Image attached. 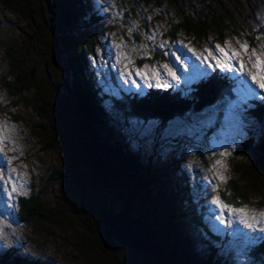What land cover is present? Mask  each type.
Here are the masks:
<instances>
[{"label":"rangeland","instance_id":"374dc122","mask_svg":"<svg viewBox=\"0 0 264 264\" xmlns=\"http://www.w3.org/2000/svg\"><path fill=\"white\" fill-rule=\"evenodd\" d=\"M21 1L30 9L35 31L32 22L6 7L8 0H0V78L10 71L7 49H14L19 58L18 54L25 52L34 54L38 44L45 54L52 55L49 27L58 26L64 17L60 0H51L49 7L44 0ZM138 1L88 0V14L91 18L101 17L108 28L100 44L93 48L92 57L88 56L89 67L99 73L98 84L106 91L114 89L113 92L119 89L144 95L150 88H171L195 97L197 84L219 73L229 76L234 100L217 101L199 113L188 112L163 125L114 113L115 132L124 144L152 159L149 168L160 176V185L168 187L175 182V187L184 188L188 184L185 172L190 175L194 182L191 188L204 201L210 215L205 227L209 234L219 236L216 246L221 259L230 264H264V253L254 252V246L264 242V170L257 164L258 158H264V120L251 117L244 109L262 104L261 71L253 64L256 57L264 60V0H171V5L160 9ZM208 7L226 16L221 32L212 22ZM200 12L207 13L212 22L206 35L173 28L184 17H203ZM78 27L84 33L92 31L87 21ZM216 45L224 52L218 51ZM241 45H247V51ZM225 53L231 56L230 60ZM249 55L253 60H249ZM31 60L37 65L36 55ZM221 61L228 67H220ZM164 65L173 70L177 79L168 74ZM260 68L264 69V65ZM200 72L204 74L199 75ZM253 74L257 75L255 82ZM59 76L58 69L48 78L47 94L52 100L58 90L51 87L61 82ZM249 89L255 95H250ZM65 100L61 110L64 127H69L70 145L64 149L60 144L45 148L38 125H44L50 136L51 125L37 116L20 95L12 97L0 85V264H13L17 257L39 260L41 264H100L102 257L109 261L108 252L95 244V235L101 234V229L84 227L81 220L85 214L80 217L82 212L73 208L77 201L69 202L74 189L64 176L68 174L63 165L64 154L72 152L74 159L82 158L79 169L90 172L95 163L86 159L93 155L88 150L95 149L97 154L98 150L89 130L78 121L71 97L65 95ZM219 114L222 117L215 125ZM73 133L82 145L86 144L85 150L80 149L75 136L71 137ZM249 142L253 147L242 153ZM172 157L185 161L178 164ZM229 179L239 182L251 196L249 205H229L232 209H245L244 215L224 209L221 217L219 205L213 203L217 190L224 188ZM13 187L16 191L9 196ZM34 192L53 209L54 218L20 224L13 216V199ZM73 209L77 215H73ZM245 218L252 228L243 222ZM4 254L11 255L6 263L2 260Z\"/></svg>","mask_w":264,"mask_h":264},{"label":"trees","instance_id":"16d2710c","mask_svg":"<svg viewBox=\"0 0 264 264\" xmlns=\"http://www.w3.org/2000/svg\"><path fill=\"white\" fill-rule=\"evenodd\" d=\"M139 1L143 6L154 4L158 9L166 4L171 5V0ZM44 2L46 6H51V0ZM6 3L8 9L19 12L27 22H32V30L35 31L36 25L27 5H22L21 0H8ZM60 7L63 20H59L58 26L49 27L53 54H45L38 44L34 54L25 52L18 54L19 58L14 49H7L10 71L1 76L0 85L12 97L20 95L37 116L51 125V136L44 125H38V135L44 141L45 148L60 144L64 149L70 145V141H67L69 127H64L65 116L61 108L66 102L65 95L71 97L78 121L89 130L98 150V154L95 149L88 150L93 155L86 159L95 163L90 172L79 169L82 158L74 159L71 157L74 153L69 151L72 155L63 156V165L68 172L64 176L74 189L69 202L77 201L73 202V208L82 212L78 213L80 217L85 214L81 220L86 225L83 226L89 230L95 227L101 229L102 233L95 235V240L98 238L95 244L108 252L110 264H230L227 259H221L222 254L217 252L219 236L209 234L205 227L210 215L204 201L199 200L193 192L191 187L194 182H191L190 175L185 172L188 184L184 188L180 185L175 187V182L168 187L160 185V176L149 168L152 159L124 144L115 132L112 121L113 114L119 113L126 118L158 121L163 125L188 112L199 113L217 101L234 100L229 76L214 73L207 80L205 78V82L197 84L195 97L185 96L171 88H150L144 95L119 89L106 91L96 81L99 73L90 68L88 62V56L92 57L93 48L100 44L108 30L106 23L100 21L101 17L92 15L91 18L88 0H60ZM208 11H211L210 18L221 32L224 27L222 20L226 16L210 7ZM200 13L203 17L194 20L184 17L173 28L197 36L206 35L212 29V22L207 19V13ZM83 21H87V26H92V31H79L81 27L78 26ZM36 38L39 40L40 36ZM32 55H36L37 65L32 62ZM58 69L61 82L51 87V90H58L52 100L47 94L48 78L51 72ZM244 109L251 117L264 120V91L262 104H252ZM221 117L219 114L215 125L219 124ZM74 136L73 133L71 137ZM74 139L80 149L85 150L86 144L83 142L82 145L76 136ZM251 144L249 142L242 153L250 150L253 147ZM201 157L205 162V157ZM172 159L178 164L185 161L175 157ZM258 159V166L264 170V158ZM217 194L228 205L239 207L251 203V196L233 179H229L221 190L219 188ZM195 199L198 201L192 202ZM13 201V216L20 224L29 225L54 218L53 209L35 192L16 195ZM75 209L73 215H77ZM202 248L204 250H200ZM254 252L264 253V242H258ZM10 257L4 254L3 263ZM105 262L106 259L102 257L100 264L108 263ZM13 264L41 263L39 260L26 261L17 257Z\"/></svg>","mask_w":264,"mask_h":264},{"label":"snow or ice","instance_id":"6c2138e0","mask_svg":"<svg viewBox=\"0 0 264 264\" xmlns=\"http://www.w3.org/2000/svg\"><path fill=\"white\" fill-rule=\"evenodd\" d=\"M241 47L244 48V49L247 51V45H241ZM216 48H217L218 51H220V52H222V53L224 52V49L221 48L219 45H216ZM225 55L227 56V53H225ZM232 55L235 56V55H238V53H232ZM227 58L230 60V59H231V56H227ZM177 59H179V57H177ZM249 60H250V61L253 60V56H252V55H249ZM261 65H264V60H261L259 57H256L255 60H254V64H253V66L256 67V68H258V70L261 71V74H260V76H259V87H260L261 89H264V69H261V68H260ZM219 66L222 67V68H226V67H228V64H226V63H224L223 61H221ZM163 67H165V68L168 69V74H169L170 76H172L173 79H177V77L175 76V73L173 72V70H172L171 68L168 67V65H164ZM203 74H204V72H200V73H199V75H203ZM185 76H186V78H187V74H185ZM252 80H253L254 82L257 81V75H256V74H253V75H252ZM249 94H250V95H255L254 90L249 89ZM217 163H220V162L217 161ZM221 179H224V177H221ZM15 191H16V189H15V187H13V188L11 189V192L8 193V195H9V196L12 195V193H14ZM5 203H6V201H5ZM213 203L219 205V207H220V215H221V217L223 216L224 209H229V211H230V212H233V213L239 211V213H241L242 215L245 214V209H239V210H237V209H232V208H230V206H229L228 204L223 203V202L220 200V198H219L218 196L214 198ZM261 215H264V213H261ZM243 222H244V223H248V222H247V218H245V219L243 220ZM248 227H249V228H252L253 225L250 224V223H248Z\"/></svg>","mask_w":264,"mask_h":264}]
</instances>
